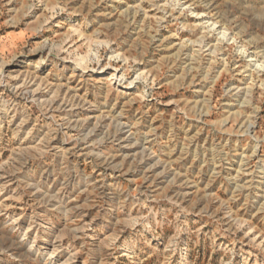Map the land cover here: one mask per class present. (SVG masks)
Wrapping results in <instances>:
<instances>
[{"label":"rangeland","instance_id":"obj_1","mask_svg":"<svg viewBox=\"0 0 264 264\" xmlns=\"http://www.w3.org/2000/svg\"><path fill=\"white\" fill-rule=\"evenodd\" d=\"M0 264H264V0H0Z\"/></svg>","mask_w":264,"mask_h":264}]
</instances>
